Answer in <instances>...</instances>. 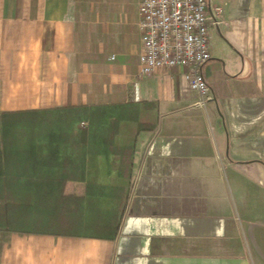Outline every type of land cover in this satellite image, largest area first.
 I'll return each mask as SVG.
<instances>
[{
  "label": "crops",
  "instance_id": "obj_1",
  "mask_svg": "<svg viewBox=\"0 0 264 264\" xmlns=\"http://www.w3.org/2000/svg\"><path fill=\"white\" fill-rule=\"evenodd\" d=\"M209 2L220 13L199 104L179 66L138 75V0H0V112L156 103L155 126L136 135L114 238L9 231L0 264H264V0ZM106 134L58 142L59 154H81L65 168L75 193L94 177L120 181L111 155L90 172L91 149L110 151L91 139Z\"/></svg>",
  "mask_w": 264,
  "mask_h": 264
},
{
  "label": "trees",
  "instance_id": "obj_2",
  "mask_svg": "<svg viewBox=\"0 0 264 264\" xmlns=\"http://www.w3.org/2000/svg\"><path fill=\"white\" fill-rule=\"evenodd\" d=\"M155 114L156 103L151 100L1 111L0 239L9 231L77 230H84L88 236L114 238L128 198L136 135L155 126ZM82 131L92 136L108 133L91 142H103L110 151L91 149L88 163L95 176L101 159L111 155L110 163L120 179L117 184H99L94 177L80 194L65 185L68 179L75 178L65 170L66 164H80L81 154H59L58 142L68 140L69 132ZM52 163L61 168L44 172L40 169ZM81 198H87L85 203Z\"/></svg>",
  "mask_w": 264,
  "mask_h": 264
},
{
  "label": "built area",
  "instance_id": "obj_3",
  "mask_svg": "<svg viewBox=\"0 0 264 264\" xmlns=\"http://www.w3.org/2000/svg\"><path fill=\"white\" fill-rule=\"evenodd\" d=\"M137 27L141 46L138 75L179 66L188 87L208 98L210 86L202 74L209 59L208 26L217 25L219 6L209 0H138ZM137 88V83H133Z\"/></svg>",
  "mask_w": 264,
  "mask_h": 264
},
{
  "label": "rangeland",
  "instance_id": "obj_4",
  "mask_svg": "<svg viewBox=\"0 0 264 264\" xmlns=\"http://www.w3.org/2000/svg\"><path fill=\"white\" fill-rule=\"evenodd\" d=\"M83 228V227H82Z\"/></svg>",
  "mask_w": 264,
  "mask_h": 264
}]
</instances>
